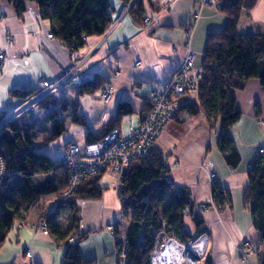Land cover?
I'll use <instances>...</instances> for the list:
<instances>
[{
    "label": "crops",
    "instance_id": "crops-1",
    "mask_svg": "<svg viewBox=\"0 0 264 264\" xmlns=\"http://www.w3.org/2000/svg\"><path fill=\"white\" fill-rule=\"evenodd\" d=\"M108 1L112 24L101 36H89L83 46L72 50L55 36H48L51 24L39 16L34 2H25L22 15H17L7 0H0V53L4 54L0 71V113L6 116L3 121H15L11 114L25 103L10 96L11 90L36 91L43 80H55L69 70L76 74V80L63 91L49 98L45 105H38L54 109L48 116L44 114L48 130L45 137L39 144L34 145L32 141L31 144L54 160L61 159L68 143L82 145L97 138L101 127L110 119L119 117L116 128L122 131L128 124L125 116L133 125H138L149 111L148 94L169 81L188 48L195 52L194 67L202 70L207 37L219 33L226 22L221 8L214 9L199 0H170L156 9L144 0L140 22L131 14V1ZM145 16L149 21H144ZM237 31L264 33V0H255L249 9H242ZM78 74H84L87 79L98 74L105 81L94 92L80 93ZM108 85L112 91L104 98L102 93ZM233 95L241 112L228 129L239 155L235 167L226 163L218 147L219 119H209L201 112L188 115L179 113L178 107L154 148L164 156L169 180L176 190L190 195L192 207L184 215V232L206 235V258L210 263L264 264V243L243 202L247 171L258 150L264 151V90L257 79H249ZM256 104H259L257 113ZM16 122L28 123L21 127L25 131L31 128L32 134L37 127L32 120ZM59 123L63 126L60 134L45 142ZM210 173L215 175L213 179ZM213 181L221 183L230 195V203L223 209L211 200ZM99 183L104 187L100 198L77 202L79 231L88 232L77 248L83 258L93 259L94 264H116L120 260L116 240L124 238L125 233V228L119 229L116 238L113 231L119 223L120 202L112 176L100 175ZM40 208L38 204L30 208L20 220L24 224L11 228L0 248V264H62L64 246L47 232L32 227L40 212L50 209ZM246 240L258 245V250L247 252L243 246Z\"/></svg>",
    "mask_w": 264,
    "mask_h": 264
},
{
    "label": "trees",
    "instance_id": "trees-1",
    "mask_svg": "<svg viewBox=\"0 0 264 264\" xmlns=\"http://www.w3.org/2000/svg\"><path fill=\"white\" fill-rule=\"evenodd\" d=\"M17 15H22L25 2L32 1L39 16L51 24V34L68 48L75 50L84 45L85 38L101 36L112 24L108 0H7ZM129 3L131 0H123ZM221 11L226 22L219 33L207 37L202 64V77L195 102H184L179 113H204L209 119L220 121L218 147L230 167L239 162L228 129L239 119L234 90L242 89L249 79H257L264 90V33H239L237 24L242 9H249L255 0H221ZM144 0H136L131 14L140 22L139 13ZM101 75L79 83V91L94 92L104 83ZM36 91L13 89L10 96L27 101ZM52 96H45L38 105H45ZM149 110V108H148ZM259 112V104L255 106ZM4 113H0V123ZM118 118V119H117ZM110 119L99 131L98 140L116 128L119 117ZM5 127V128H4ZM0 130V157L6 176L0 182V247L5 243L14 222L20 221L30 208L36 206L45 194L56 193L68 185L67 171L60 160L32 147L31 132L20 123L9 121ZM57 124L49 141L60 134ZM89 141V142H92ZM164 156L157 150L148 158H133L124 168L120 181V212L127 219L124 240H116L120 260L116 264H151L157 234L165 232L176 240L190 238L184 232V215L192 207L188 192L178 191L169 180ZM243 202L251 213L253 224L264 243V154H258L247 171ZM104 187L99 175L78 184L65 201L54 202L46 217V232L64 246L62 264H94L83 258L78 243L88 232L79 231L78 201L98 199ZM211 200L223 209L230 203V195L218 181L211 185ZM63 219V220H62ZM67 219V224L63 222ZM114 236L119 232L114 226ZM77 236V241H71ZM206 264H211L206 258Z\"/></svg>",
    "mask_w": 264,
    "mask_h": 264
},
{
    "label": "built area",
    "instance_id": "built-area-1",
    "mask_svg": "<svg viewBox=\"0 0 264 264\" xmlns=\"http://www.w3.org/2000/svg\"><path fill=\"white\" fill-rule=\"evenodd\" d=\"M170 0H149V6L151 8H159L166 5ZM202 4L212 6L214 9H220L223 6L221 0H199ZM149 17L144 18V21H149ZM186 29L189 26H185ZM52 37V34L48 35ZM0 58H4V54L0 53ZM195 52L188 48L181 64L172 73V77L169 81L160 89L151 91L147 96V103L149 105V111L147 116L138 124L133 125L128 116L124 117L127 121L126 130L122 131L118 128L112 129L104 137L87 142L83 149L78 148L74 143L67 145V150L61 157V162L67 171L68 185L66 189L59 192L58 195L61 198L67 199L75 190L79 182L85 177L92 176L98 171H108L116 178V188L119 190L120 181L122 178L123 169L129 164V162L136 157L148 158L152 155V151L155 149V142L159 134L177 114L178 107L182 102L196 101L199 90V83L202 77V70L194 67ZM136 64H139L137 62ZM3 67V63L0 64V68ZM115 76L118 75L116 71ZM76 74L74 71L69 70L66 74L55 80H43L37 90V92L27 101H24L25 105L20 109H24L25 106L38 102L45 96H52L55 93H59L64 90V86L68 82L74 81ZM77 78L80 82L87 80L84 74H78ZM76 80V79H75ZM112 86L105 87L102 96L106 98L110 95ZM263 149L258 150V154H263ZM6 176L3 160L0 157V180ZM215 175L210 173V179H213ZM120 198V196H119ZM47 212L43 213V217L39 219L33 228H37L46 232V217ZM24 223L21 221L14 222L13 226H22ZM158 235H161V240H173L179 244L176 239L171 238L170 235L163 231H160ZM158 237V236H157ZM196 237V236H195ZM193 237V238H195ZM200 235L198 239L205 243L206 238ZM161 240L159 247L155 245L153 253L151 255L152 264H155V256L161 252ZM183 246V244H180ZM191 247L190 260H194L193 257L195 251H198L190 242L185 243ZM202 248L200 245H197ZM243 246L249 248L250 252L258 250V245L250 240L243 242ZM159 248V249H158ZM194 248V249H193ZM158 249V250H157ZM203 249V248H202ZM203 254V251L200 255ZM29 255V253H27ZM206 264V260L204 261Z\"/></svg>",
    "mask_w": 264,
    "mask_h": 264
},
{
    "label": "rangeland",
    "instance_id": "rangeland-1",
    "mask_svg": "<svg viewBox=\"0 0 264 264\" xmlns=\"http://www.w3.org/2000/svg\"><path fill=\"white\" fill-rule=\"evenodd\" d=\"M148 3H149V0H148ZM196 14H194V16H195ZM191 50V49H190ZM188 51V50H187ZM186 51V52H187ZM186 54V53H185ZM185 56V55H184ZM79 81V80H78ZM80 82V81H79ZM70 82H68L66 85H68ZM76 83H73V85H75ZM65 87L66 86H64V89H65ZM59 93H55V95H53V96H56V95H58ZM32 97V96H31ZM30 97V98H31ZM29 98V99H30ZM25 105V104H24ZM50 106H52V104H50ZM22 107H23V105H22ZM22 107H19L13 114H11V117H13V120H15V121H17V120H22V121H35L36 123H37V127H36V129H34V133L32 134L31 133V141H32V143H34V145H36V144H39L40 143V141L45 137V135H46V133H45V131L47 132L48 130L46 129V121H45V119H43L44 118V114H45V116H48V114H51V112H52V109H54V108H40V107H38V102H35L34 104H32L31 103V105H28V106H25V108L24 109H20V108H22ZM5 116V115H4ZM6 117V116H5ZM10 117V118H11ZM9 117L7 118V119H10ZM3 120H5L4 118L1 120V122H4V123H2L3 124V127H4V125H5V123H7V122H5V121H3ZM11 120V119H10ZM133 121H134V118H133ZM9 122V121H8ZM24 125H28V123L27 124H24V123H22L21 124V126L22 127H24ZM134 125H136V124H134ZM5 128V127H4ZM102 128V127H101ZM29 130H32L31 128H29ZM51 136V135H50ZM49 136V137H50ZM105 136V135H104ZM103 136V137H104ZM56 138V137H55ZM55 138H53L52 140H54ZM47 140V139H46ZM44 141H45V139H44ZM49 141H51V140H49ZM46 142V141H45ZM68 146H70L71 144L70 143H68L67 144ZM67 145L65 146V148H64V152L63 153H65L66 152V148H67ZM74 145H76L78 148H80V149H83V147L86 145V143L85 144H82V145H79V144H76V143H74ZM137 158H140V157H137ZM60 161H61V159H60ZM130 163V162H129ZM65 168V167H64ZM124 170V169H123ZM103 174H108V175H110V176H112V178L115 180V186H113L114 187V189L117 191V188H116V183H117V180H118V178H116V176H114L113 174H111L110 172H108V171H98V172H96L95 174H93L92 176L90 175V177H93V176H95V175H103ZM209 176H210V174H209ZM89 176H87V177H85V179H83V180H81L80 182H79V184H81V183H84L85 181H87L89 178H90ZM2 180H0V182H1ZM112 186V185H111ZM74 193V192H73ZM72 193V194H73ZM117 195H118V193H117ZM119 196L120 195H118V199H119V202H120V198H119ZM57 201H65V199L63 200V198H61V196L60 195H58V194H56V193H49V194H45V195H43L42 197H41V199L39 200V203H38V207H45L46 209H48V207H50V209L53 207V206H51V204L53 205L54 204V202H57ZM40 208V209H41ZM36 209V208H35ZM201 210V209H200ZM43 213H42V211L40 212V215L43 217V215H42ZM39 217V219H41L42 217ZM124 218L122 215H121V212H120V217L118 218V220H119V223L116 225L117 226V230H118V232H119V229L121 230V231H123V229L125 228V226H126V223H127V219L126 218H124V219H122V218ZM38 219V220H39ZM37 220V221H38ZM63 220V219H62ZM63 224H67V219L63 222ZM113 227V226H112ZM112 227H111V229H112ZM113 230H114V227H113ZM121 235H122V233H121ZM190 235V234H189ZM200 235H203L204 237L203 238H206V235L203 233V232H199V233H195V234H193V235H190V238H188L187 240H185V241H179V240H176L179 244H185V243H188V242H190L191 244L193 243V244H196V245H200L202 248H203V254L201 255V256H197L195 253H194V255H193V257H195L197 260H195V262H196V264H204V261L206 260V253H207V242H206V240H205V243L204 242H202V241H200V239H198V237L200 236ZM123 236V235H122ZM157 238H156V245L159 247V243H160V240H161V235H158L157 234ZM196 236V237H195ZM193 237H195V238H193ZM171 238H173V237H171ZM122 239H124V238H122ZM121 239V240H122ZM71 241H77V236H74V238H72V240ZM1 248V247H0ZM245 248V247H244ZM159 249V248H158ZM157 249V250H158ZM245 250L248 252V251H250L249 250V248H245ZM151 264H152V261H151Z\"/></svg>",
    "mask_w": 264,
    "mask_h": 264
},
{
    "label": "bare ground",
    "instance_id": "bare-ground-1",
    "mask_svg": "<svg viewBox=\"0 0 264 264\" xmlns=\"http://www.w3.org/2000/svg\"><path fill=\"white\" fill-rule=\"evenodd\" d=\"M2 63L3 59L0 58V64ZM0 71H2V68H0ZM117 193L119 195V190H117ZM194 247L198 250L195 251L196 255H200L203 249L197 245ZM191 251L194 250H191V247L187 245L182 246L170 239L165 241L161 240V252L156 254L154 262L155 264H194V260H190Z\"/></svg>",
    "mask_w": 264,
    "mask_h": 264
},
{
    "label": "water",
    "instance_id": "water-1",
    "mask_svg": "<svg viewBox=\"0 0 264 264\" xmlns=\"http://www.w3.org/2000/svg\"><path fill=\"white\" fill-rule=\"evenodd\" d=\"M136 0H131L130 5L134 4ZM3 128V124L0 125V130Z\"/></svg>",
    "mask_w": 264,
    "mask_h": 264
}]
</instances>
